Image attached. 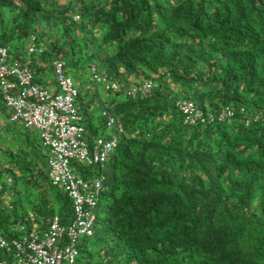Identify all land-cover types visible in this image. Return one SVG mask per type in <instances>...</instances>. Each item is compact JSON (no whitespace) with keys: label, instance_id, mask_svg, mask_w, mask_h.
<instances>
[{"label":"trees","instance_id":"1","mask_svg":"<svg viewBox=\"0 0 264 264\" xmlns=\"http://www.w3.org/2000/svg\"><path fill=\"white\" fill-rule=\"evenodd\" d=\"M75 2L84 6L91 29L81 52L70 53L69 60L100 57L101 74L138 86L133 95L126 93L130 87L117 92L103 87L111 92L103 104L119 118L121 139L107 163L76 167L88 178L109 165L99 201L107 239L96 228L90 236L107 246L93 264H264V122L245 125L241 111L264 114V0ZM48 4L51 0H0V43L15 46L11 33L33 31L39 12L51 19L60 13ZM21 13L31 21L19 22ZM146 78L154 85L142 92ZM88 80L75 85L79 113H88L97 99L88 98L97 85L94 77ZM179 95L204 113L230 106L234 115L184 124L182 111L170 101ZM4 104L0 139L7 138L0 142V159L10 163L14 181L0 179V233L17 236L9 229L28 206L44 216L38 226L53 214L61 225L69 224L74 213L65 192L59 194L60 212L48 214L44 191L26 190L42 178L53 187L46 154L32 129L9 130ZM23 188L24 203L17 194ZM7 190L9 210L3 204ZM77 247L81 264L85 247ZM83 262L92 264L88 257Z\"/></svg>","mask_w":264,"mask_h":264},{"label":"clouds","instance_id":"2","mask_svg":"<svg viewBox=\"0 0 264 264\" xmlns=\"http://www.w3.org/2000/svg\"><path fill=\"white\" fill-rule=\"evenodd\" d=\"M56 2H57V4H55L56 10L59 9L60 13L54 14V17L52 18L53 24H58V26L60 27V30L62 31H60L59 33L56 32L55 34H50V33H47V28H48L47 27L43 34L44 43L46 44V47H45L46 51L54 55V58L52 59L50 66H47L45 63H42L41 61H37V62L34 61L32 55L36 51V42H37V38L34 34H32L31 41L29 42L27 48L20 47L18 44L15 43V39L17 38V33H16V36L12 35L11 37L14 40L15 46L9 44V40L7 42L4 41L5 43H0V92L2 93V97H3L2 99L5 101V104H4L5 111L7 110L8 112V118H7L6 123H8V126H10L9 130L15 132L14 130L17 127H12L10 124L21 122L25 128L28 127L35 132V136L38 139L40 148H42L44 153L46 154L45 164H46L47 176L49 178L50 184L53 186L62 188V190L66 193V196L69 198L73 206V202L71 198L68 196L65 189L61 186L53 184L50 178V175H49L50 167H49L48 159L49 157H51V153H52L51 146L52 145L50 144L49 141H46L45 138L43 137V129L45 127L42 126V122L36 123V121L34 120L35 110H32L31 114L28 115L27 112L29 111V109L23 106L21 110L19 111L12 104L10 105L8 103V97L6 96L7 94L10 96H13V95L16 96L19 90L33 88L36 91V93L39 95V97H43L42 101H36L37 98L33 96L26 97L27 101L30 103H33L35 107H37L39 104L45 103L47 95H49L50 98H54L57 95H61V94L65 97H71L72 98V101H71L72 108L74 109V112H71V111L63 112L64 109H57V110L58 112H63L61 114L67 115L72 125L74 124L80 128L81 134L79 135L78 140L86 143L88 147V153L90 155H92L93 153L94 146L98 145L99 139L106 141V142H109L113 138L116 139L115 147L108 153L105 160L103 162H96V163H91V164L107 163V159L110 157L111 153L114 151V149L119 144V140L121 139L119 134L123 130H122V126L120 124L119 118L116 115L110 113L109 110L105 108V106H101L100 105L101 102H99L98 99H95L93 101V104H92L93 106H89L88 113H79L78 106L75 104L79 92L75 86L76 79L73 80L67 74V69L71 66L81 68L80 66L81 63L79 61H70L68 56L70 53L76 54V53L81 52L80 50L82 46L81 40H85V35L87 32L89 33V30L91 28L89 27L90 23L86 22V19L84 17V13H85L84 6L81 7L75 1L71 2L69 0H51L52 4L51 5L48 4L51 10H53L54 8L53 4ZM60 3L63 4L62 7L60 6L61 5ZM74 4L78 7L77 8L78 12L71 14L70 13L71 6ZM63 12H67V13H63ZM39 13L41 14V12ZM22 14L23 13H21V15ZM62 15H65V17H62ZM59 16L60 18L58 19ZM23 17H24V14L22 17H20V19ZM20 19H19V22H20ZM39 19H40V16H39ZM55 19H58V21H56ZM76 33H79L81 35V38H74ZM55 38H57V41H53ZM75 43H76V48H75ZM54 47L56 48V50L60 48V51L59 52L56 51L55 53L53 50ZM37 51L38 53H41V54L44 53V49H39ZM96 58L97 59L92 61L90 66L84 69L88 71L89 76L94 77L95 80L93 81L95 84H98V83L102 84V86L105 89H111L116 92L122 91L125 88L130 87L128 88V90H126V93L129 95L134 94V88L138 90V86H136L134 82L132 83V81L129 82L127 86L126 78L119 77L117 80H120V81L112 82V80L109 79L106 75L101 74V70H98V64H97L98 60L100 61V57H96ZM41 75H45L46 78H42ZM66 79L71 81L70 90H65L62 85V81ZM140 79L141 78L137 80L139 81ZM3 82H5L6 84L12 85L11 86L12 88L7 89V91H4L2 88ZM153 85H154L153 81L151 79L146 78L142 81V83L140 82V89L142 92H145L147 88L152 89ZM176 100H186V98H183V99H180V98L173 99L172 98L170 100L172 101V104L174 105V107L180 111V109L175 104ZM253 114H259L262 117L264 116V114L260 112L253 113ZM110 117H113L115 119L114 123H109ZM262 117H260L259 119H261ZM44 120H45V117H44ZM215 121H219V120H215ZM262 122H264V120ZM182 123L185 124L183 114H182ZM204 124H210V122L204 123ZM190 125H195V124H190ZM3 159H0V163H2L0 167H4L5 169L10 168V163L7 162L5 156H3ZM69 164L74 174L84 178L88 182L93 181L97 177L101 178V187H100V193H99V198H98V204L94 210L95 221L93 225V234L84 235V236L90 237L94 235L95 233L97 212L100 209L99 201L101 197V192L107 180V177L105 175V170L100 171L98 174L94 176L85 178L84 176H81L80 174H78L76 167L80 164L81 165H91V164H88L82 161L79 157L72 158ZM6 181L9 185H11L13 184L14 179L12 176H8ZM11 202L12 201L10 199V192L7 190V192L5 193V198L3 200V204L7 208L6 210H9V208L11 207ZM54 216H58V215L57 214L51 215L47 221V224L44 225L43 227L38 226L36 222H34L29 228L25 227L23 224H18L17 227H14V229L13 228L9 229L11 232L15 230L18 233L17 236H12L10 238H7L2 233H0V235L4 237L8 242H11L14 239H21L24 235H27L33 229H36V230L38 229L41 233L48 226L49 220ZM17 223L18 221L16 222V224ZM76 245H78V239L76 241ZM0 249L9 250L11 253H13L15 257V249L12 244H9L7 247H0ZM78 256H77V263L79 264ZM0 261H3L6 264L5 260L0 259ZM13 264H15V259H14Z\"/></svg>","mask_w":264,"mask_h":264},{"label":"built area","instance_id":"3","mask_svg":"<svg viewBox=\"0 0 264 264\" xmlns=\"http://www.w3.org/2000/svg\"><path fill=\"white\" fill-rule=\"evenodd\" d=\"M25 82V81H24ZM65 90L71 89V81H62ZM12 85L2 83L4 91L12 88ZM8 103L17 110L23 106L27 107L28 115L34 112L36 123L42 122L43 137L49 141L51 146V157L48 159L49 175L52 183L65 189L73 202L74 218L67 225H61L59 216L52 217L48 226L40 233L33 229L21 239H14L8 242L0 235V247H7L12 244L15 249V264H78L77 256L79 250L76 241L82 235L93 234L95 221L94 210L98 204L101 187V178L97 177L88 182L84 178L73 173L70 167V160L79 157L82 161L91 164L103 162L108 153L115 147L116 139L109 142L98 140V145L94 146L93 153H88L85 142L79 141L80 128L72 125L67 115L63 112L71 111L72 98L62 94L54 98L46 96V102L37 107L27 101L26 97H36V101H42L33 88L19 90L17 95H6ZM176 106L182 111L184 122L188 124L212 123L215 120L222 121L234 115V110L230 106L223 107L221 111L207 112L198 109L190 99L176 100ZM57 109H64L58 112ZM243 118L246 125L262 117L259 114L248 113L244 108ZM45 117V120H44ZM264 120V116L262 117ZM113 117L109 118V123H114ZM23 227V226H22ZM0 264H5L0 261Z\"/></svg>","mask_w":264,"mask_h":264},{"label":"rangeland","instance_id":"4","mask_svg":"<svg viewBox=\"0 0 264 264\" xmlns=\"http://www.w3.org/2000/svg\"><path fill=\"white\" fill-rule=\"evenodd\" d=\"M71 2H74L75 0H69ZM57 4L54 3L53 6ZM61 4V3H60ZM61 7L63 6V4L60 5ZM78 7L74 4L71 6V11L70 13H75L78 12ZM48 9V7L46 8V10ZM51 10V9H49ZM40 14V13H39ZM33 20V19H32ZM40 20V24L39 21ZM31 18L24 16L23 18L20 19L21 23H26V22H30ZM35 21V20H33ZM48 27V28H47ZM47 28V33L50 34H55L56 32L59 33L60 31V27L58 26V24H53V19H51L49 16L45 15L42 12L40 14V19L37 17L36 18V25H35V29L27 34H24V28H22L21 30L17 31V38L15 39V43L18 44L20 47H28L29 42L31 41L32 38V34H34L37 38V42H36V51L33 53L32 57L34 59V61H41L42 63H45L47 66H50L52 59L54 58V55L52 53H48L46 51V44L44 43V38H43V34L45 29ZM79 32V31H78ZM16 33H11L13 36H16ZM88 32L86 33L85 36H87ZM74 38H81V35L79 33H76ZM84 43V40H81ZM39 49H44V53H38L37 50ZM96 56H92L90 59L86 60L85 63H81L80 67H69L67 69V74L73 79H76V84L78 85L79 83H83L86 82L88 83V71L84 70L86 69L88 66L91 65L92 61L96 60ZM97 64H99L97 62ZM42 78H46L45 75H41ZM128 86V84H127ZM95 88L93 89V91L95 92L94 94H90L88 95V98H97L99 100V102H101V106H105L103 104V100L106 99V95H110L111 92H104L103 90V86L101 84H97L96 86H94ZM106 93V94H105ZM180 99H183L185 97H183L182 95H179ZM112 99H114L112 97ZM111 99V100H112ZM196 100V99H195ZM196 102V101H195ZM3 103V100L0 98V104ZM6 117V116H5ZM12 127H21L22 123L21 122H17V123H12L10 124ZM5 130V129H4ZM1 133V132H0ZM7 138V137H6ZM6 138L0 139V140H6ZM108 168L109 165L106 164V169H105V175L106 177H108L109 173H108ZM14 173L11 170V168H7L5 169L4 167H0V179L2 180H7L8 176H12ZM24 184H19V186H21ZM42 190L44 191V193L47 195V203H48V214L50 213H59L60 212V206H61V202L59 199V194L63 193L64 191L62 190V188L57 187V186H53L50 187L48 186L46 180L44 178H42L38 183L36 184H31L29 187H26V190H28V192H37V190ZM20 197V199H23V195L25 194V190L24 188L21 189L20 191H18L17 193ZM35 196V194H33ZM32 195V196H33ZM24 202H28V200L23 199V203ZM23 205V204H22ZM23 206H27V205H23ZM27 211V212H25ZM25 211H20L18 214V223L11 227L10 229L17 227L18 224H23L25 227H30L34 222H38L40 220L43 219V215L39 216L37 214H34L33 211L30 210V206L25 208ZM25 212V213H24ZM106 217H105V208L103 205H100V209L97 212V221H96V230L99 233V236H102L105 240L107 238L106 234H107V227H106ZM1 223V222H0ZM98 227V228H97ZM114 239H111L110 242H113ZM111 244V243H110ZM78 245L85 247V249L82 250L83 252V259L84 258H90V260H92V264L96 263V260H100L103 259L102 257L104 256V253H99L97 251H101L107 246L103 241H95L93 237H80L78 238ZM0 259L5 260L6 264H13L14 262V255L13 253H11L10 251H1L0 252ZM83 259L80 260L81 264H84Z\"/></svg>","mask_w":264,"mask_h":264}]
</instances>
